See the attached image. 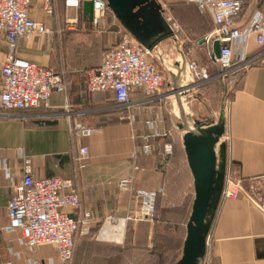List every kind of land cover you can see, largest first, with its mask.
<instances>
[{"label":"crops","instance_id":"0c3cea01","mask_svg":"<svg viewBox=\"0 0 264 264\" xmlns=\"http://www.w3.org/2000/svg\"><path fill=\"white\" fill-rule=\"evenodd\" d=\"M83 1L56 0L52 16L44 12L43 0L31 1L30 18L50 32L21 39L17 57L63 73L68 108L63 109V95L52 94L47 109L0 119V162L6 163L10 174L8 179L0 169V264H63L53 247L42 245L30 251L20 243L18 231L6 230L7 204L26 172L33 178L73 177L71 150L75 146L88 149L83 168L77 172V182L81 210L90 218L75 235L68 264L155 263L168 255L162 248L168 238H173L177 246L175 264L181 257L191 214L189 207L195 197L183 147L184 133L181 132L180 148L173 140L175 111L183 102L178 98L182 88L167 85L150 100L139 93L131 94V104L125 108L115 105L112 93L88 94L85 72L99 66L102 54L117 44L122 33L134 38L129 29L138 32V25H150L153 15L151 8L146 7L147 1L134 9L136 19L128 20L126 27L108 8L99 24L93 26L82 13ZM161 1L158 25L146 28L148 33L144 36L152 45L148 59L158 67L168 59L169 66L176 70L168 77L177 75L182 79L189 75L188 62L217 75L218 66L203 40L215 28L210 13L200 12L190 0ZM231 1L241 5L236 27L244 26L256 11L264 16V0ZM174 23L179 31L173 29ZM169 32L171 35H167ZM6 53L5 39L0 33V66ZM247 54L253 64L231 74L227 83L215 80L221 87L218 93L215 86H189L190 105L196 103L197 96L203 100L208 94V101H212L213 95L224 97L231 91L228 112L220 128L222 135L215 146L214 188L221 187V191L212 196L206 219L209 246L205 252L211 264H264V215L258 207L264 177V45L251 39ZM75 125L92 128L94 133L74 140L70 129ZM166 144L173 147L167 158L163 156ZM227 174L240 181L236 199H221ZM123 178L131 180L135 191L156 194L155 223L127 220L137 206L132 195L118 190L117 182ZM182 180L188 189L185 198L179 194ZM67 213L77 216V211Z\"/></svg>","mask_w":264,"mask_h":264},{"label":"built area","instance_id":"2783aa9c","mask_svg":"<svg viewBox=\"0 0 264 264\" xmlns=\"http://www.w3.org/2000/svg\"><path fill=\"white\" fill-rule=\"evenodd\" d=\"M32 0H0V33L3 34L7 53L0 66V119L11 117L14 113L28 110L47 109L52 94L64 96V110L68 108L66 98V79L63 73L41 68L17 57V46L21 39L43 36L50 31L42 23L32 20L29 9ZM56 0H43V10L48 16L54 14ZM93 4L92 25H98L108 9L107 0H85ZM200 12L208 11L215 28L204 37L208 54L213 59V44L220 45L219 56L213 59L218 66L217 75H211L204 67L188 62L186 71L196 85H205L214 80L224 81L237 72L244 71L253 64L247 57V45L251 39L259 46L264 45V16L256 11L242 27L235 26V18L241 5L231 0H190ZM171 22V19H168ZM173 29L179 31L177 24ZM151 50L140 46L130 35L122 33L117 44L102 54L98 67L85 72V91L88 94L112 93L118 108L129 107L130 96L139 93L145 99L157 97L167 86V80L160 68L148 58ZM187 90V89H186ZM185 90V91H186ZM177 92V91H174ZM181 92V91H180ZM181 94H183L181 92ZM74 140L90 137L94 130L75 125L70 129ZM173 147L166 144L165 158L171 156ZM88 157V149L75 146L71 150L74 175L71 178H33L26 172L15 186L12 198L7 204V231H18L20 243L30 251L48 245L54 248L63 264L71 261L75 235L81 224L90 218L81 210L80 190L77 172L83 168ZM0 169L9 179L6 163L0 162ZM117 188L122 193L133 196L136 212L127 220L133 222L155 223L156 194L133 190L129 178L120 179ZM240 181L231 174L225 175L222 200L236 199L239 196ZM259 209L264 215V177L258 193ZM77 211L71 217L67 211ZM204 253L198 264H211L205 252L209 246L206 235Z\"/></svg>","mask_w":264,"mask_h":264},{"label":"water","instance_id":"95a60500","mask_svg":"<svg viewBox=\"0 0 264 264\" xmlns=\"http://www.w3.org/2000/svg\"><path fill=\"white\" fill-rule=\"evenodd\" d=\"M147 0H107L108 8L111 9L123 25L128 20L136 19L134 9L142 7ZM82 13L88 21H92L93 4L91 1L82 2ZM127 27V25H126ZM129 29V28H128ZM135 40L144 48L150 50L148 38L144 39L134 29H129ZM171 35L170 32L167 35ZM220 45L213 44V59L219 56ZM198 135L186 133L183 137V147L187 162L194 181V201L187 224V234L183 244L180 259L175 264H198L204 253V242L207 235L206 219L210 201L214 193H220V189L214 188L216 173L215 146L222 135V129L197 128ZM218 193V194H219Z\"/></svg>","mask_w":264,"mask_h":264},{"label":"rangeland","instance_id":"374dc122","mask_svg":"<svg viewBox=\"0 0 264 264\" xmlns=\"http://www.w3.org/2000/svg\"><path fill=\"white\" fill-rule=\"evenodd\" d=\"M146 7L151 8L152 17L150 19V25L145 23L144 25L141 23V25H138L137 30L138 34H140L142 37L146 36L148 33L146 28H150L151 26H157L158 25V16L160 15V7H162V1L161 0H147ZM167 9V7H165ZM153 9V10H152ZM159 9V10H158ZM168 14V13H167ZM169 16V14H168ZM162 63V62H161ZM168 59H165L163 64H160L159 68L163 72L166 80L167 85L171 86L172 84L176 85V89L178 86L182 89H179L183 94H180L178 96L179 99H181L183 102H181L179 111L176 109L175 114V124H174V132H173V140L176 143V148H180L181 144V130L186 129L189 124L192 125L195 131H197V128L206 129V128H215L219 130L221 128V124H224L225 118L228 112L229 108V101L231 97V91H227L226 95L224 97L213 95L212 101H208L211 96L205 95V98H202L201 100L200 96H197L196 103L193 102L192 105L189 104V102H192V98H190L191 95V88L189 86L195 85V81L191 80L190 75H185L182 79L178 78L176 75L175 77H168L175 73V69L172 67L171 71H167L166 68H168L169 64ZM178 78V79H177ZM181 80L178 81V80ZM225 83H227V79L224 80ZM215 86V89H217V93L220 91V83L218 81H212L209 84H205V86ZM207 86V87H208ZM189 87V88H188ZM202 88V87H201ZM187 89V90H186ZM191 89V90H190ZM186 90V91H185ZM226 90L224 89V92ZM194 97V96H193ZM221 98V99H220ZM173 101V97L171 98ZM177 107V106H176ZM186 133H190L187 131ZM193 133V132H192ZM182 179V178H181ZM181 191L180 196L182 198H185L188 196V189L185 187V182L182 180L180 183ZM176 193L171 194L172 196H175ZM170 196V195H169ZM190 210L192 209V206L189 207ZM161 246V245H159ZM165 252L168 254H164L163 260L156 261L155 263H143V264H173L175 261L176 253L175 250L177 249V246L175 245V241L173 238H168V241L164 243V247H162Z\"/></svg>","mask_w":264,"mask_h":264},{"label":"bare ground","instance_id":"6f19581e","mask_svg":"<svg viewBox=\"0 0 264 264\" xmlns=\"http://www.w3.org/2000/svg\"><path fill=\"white\" fill-rule=\"evenodd\" d=\"M168 70L171 71L172 68L170 66H168ZM187 131H189L191 133L193 132L194 135H198V132L194 130V128L192 127L191 124H189L186 129L181 130V132H183L184 135L186 134ZM184 135L182 137H184Z\"/></svg>","mask_w":264,"mask_h":264}]
</instances>
